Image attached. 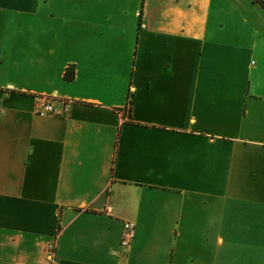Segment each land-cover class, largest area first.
Wrapping results in <instances>:
<instances>
[{
	"label": "crops",
	"instance_id": "0c3cea01",
	"mask_svg": "<svg viewBox=\"0 0 264 264\" xmlns=\"http://www.w3.org/2000/svg\"><path fill=\"white\" fill-rule=\"evenodd\" d=\"M48 1L0 0V264H264V8L118 0L66 39Z\"/></svg>",
	"mask_w": 264,
	"mask_h": 264
},
{
	"label": "rangeland",
	"instance_id": "374dc122",
	"mask_svg": "<svg viewBox=\"0 0 264 264\" xmlns=\"http://www.w3.org/2000/svg\"><path fill=\"white\" fill-rule=\"evenodd\" d=\"M114 1L118 0H49L48 5L53 7L55 24L49 25L44 31H50L57 37L64 36L66 39L83 33V30L87 34H101L105 31L101 28L104 24L101 18L105 17L106 7ZM99 3L103 4L102 9L98 6ZM88 19L91 21H87ZM61 49L66 55L67 47L63 46Z\"/></svg>",
	"mask_w": 264,
	"mask_h": 264
},
{
	"label": "built area",
	"instance_id": "2783aa9c",
	"mask_svg": "<svg viewBox=\"0 0 264 264\" xmlns=\"http://www.w3.org/2000/svg\"><path fill=\"white\" fill-rule=\"evenodd\" d=\"M72 106H73L72 100H67V99L61 100L60 108H57L55 100L51 102L50 100L48 101L46 99H40L37 113L41 117H48V116L68 117L71 113ZM125 111H127V109ZM123 112H124L123 109L119 111L120 114ZM135 227L136 225L133 222L124 223L122 239H121L122 247L127 248L131 245L132 241L135 238ZM55 250H56V243H52L49 246V252L52 256Z\"/></svg>",
	"mask_w": 264,
	"mask_h": 264
},
{
	"label": "trees",
	"instance_id": "16d2710c",
	"mask_svg": "<svg viewBox=\"0 0 264 264\" xmlns=\"http://www.w3.org/2000/svg\"><path fill=\"white\" fill-rule=\"evenodd\" d=\"M255 3H258L262 8H264V0H252ZM65 78L68 81H72L75 78V71L74 69H70L66 72Z\"/></svg>",
	"mask_w": 264,
	"mask_h": 264
}]
</instances>
